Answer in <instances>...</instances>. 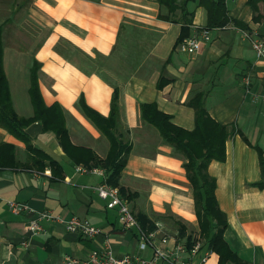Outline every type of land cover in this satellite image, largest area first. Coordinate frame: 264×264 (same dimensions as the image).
I'll list each match as a JSON object with an SVG mask.
<instances>
[{"label": "crops", "instance_id": "obj_1", "mask_svg": "<svg viewBox=\"0 0 264 264\" xmlns=\"http://www.w3.org/2000/svg\"><path fill=\"white\" fill-rule=\"evenodd\" d=\"M13 2L16 41L5 43L2 26V54L14 110L20 117L36 116L31 89L32 68L38 63L45 105H58L55 114L64 120L71 144L64 147L39 120L27 128L32 145L57 163L52 168L47 159L34 160L25 142L0 126V155L7 163L0 167V264H63L65 254L85 259L107 242L117 256L152 257V247L140 248L139 229L124 227L118 210L107 208L98 195L103 178L76 170L87 166L88 157L73 146L103 160L110 149V140L86 115L83 104L109 117L116 88L120 135L132 145L118 187L136 218L144 217L146 231H156V245L169 251L182 245L179 256L186 264H200L207 253L205 264H220L201 235L195 192L183 161L157 129L142 120L140 108L156 103L175 124L193 130L196 113L188 102L202 92L210 116L238 130L226 142V160H214L208 167L227 220L224 239L242 262L264 264V188L255 186L262 178L258 149L264 156V103L256 97L264 89V66L241 33L264 35V0H226L230 23L211 28L212 40L199 53L179 50L182 24L162 18L169 10L158 0ZM187 8L194 15L191 30L195 25L208 27L205 6L190 1ZM48 169L51 175L45 173ZM8 201L24 203L30 210L13 213ZM42 211L87 219L101 233L88 239L63 224L44 222L47 233L32 236L28 223ZM189 237L192 243L202 242L196 256L190 255Z\"/></svg>", "mask_w": 264, "mask_h": 264}, {"label": "trees", "instance_id": "obj_2", "mask_svg": "<svg viewBox=\"0 0 264 264\" xmlns=\"http://www.w3.org/2000/svg\"><path fill=\"white\" fill-rule=\"evenodd\" d=\"M92 1L98 2L99 0ZM190 1L197 2L200 6L207 8L208 28L210 29L225 26L231 21L228 16L226 0H158L160 4L165 5L169 10V14L162 16V18L182 24V34L177 41V46L192 33L190 26L194 15L187 8V4ZM249 1L255 2V0ZM39 69L40 65L34 63L32 68L33 84L31 95L36 107V116L34 118L20 117L14 110L8 81L3 68L2 26H0V126L6 128L15 138L25 142L28 151L42 156L45 160L47 159L53 168L57 166V163L51 156L32 145L27 128L39 120L43 123L44 129H51L56 134L64 147H67V143L71 144V142L64 120L55 114L58 105L53 104L49 107L45 105L39 85ZM162 82L160 81V87L163 86ZM117 99L118 89L116 88L109 117H104L83 104V110L86 115L110 140V149L107 157L103 160L91 150L73 146V149L78 152L87 153L86 156L88 158L85 162L87 166H92L89 163L94 162V166L100 165L110 171L111 175L108 182L114 186H119V178L127 162V155L131 151L129 142H125L121 135L120 138L116 137L113 131L117 128L119 120L118 109H116L118 108ZM188 105L194 108L196 113L193 130H188L175 124L172 121V116L161 111L156 103L141 104V117L142 120L157 129L163 142L173 147L175 155L182 156L184 160L182 165L187 171L188 180L195 192L201 235L209 244V250L219 255L220 264H247L242 262L232 252L224 239L223 234L227 227V220L217 201L215 193L216 179L208 173V167L212 161L226 160V142L231 136L237 134L238 130H236L235 125H223L216 122L210 116L202 92L195 94L188 102ZM109 123H113L114 129L113 127H109ZM3 147H6L8 151L15 149L12 145H3ZM258 152L262 166V178L255 186L264 188V156L259 149ZM82 160L84 161L83 158L80 159V161ZM2 161L3 157L0 155V167L6 166L7 163L4 165L5 162ZM36 161L39 162V160ZM44 166L46 164L43 163L42 167ZM123 192L122 190L121 194L125 195ZM220 216L223 217V223H219L216 219V217ZM143 219L144 217L142 216L137 220L140 227L146 230ZM192 239V237L188 238V247L192 246Z\"/></svg>", "mask_w": 264, "mask_h": 264}, {"label": "built area", "instance_id": "obj_3", "mask_svg": "<svg viewBox=\"0 0 264 264\" xmlns=\"http://www.w3.org/2000/svg\"><path fill=\"white\" fill-rule=\"evenodd\" d=\"M241 33L245 39L251 41L258 63L264 66V35H256L249 31H242ZM211 40L212 31L209 28L195 26L192 30V34L179 45V49L183 53H199ZM244 80L246 84L249 83L248 77L244 78ZM256 97L264 103V89ZM76 170L82 174L98 175L104 179L103 182L96 187L98 195L107 202V207L109 209L118 208L119 219L124 227L130 228L136 226L139 229L140 248L147 249L152 247L153 255L151 258L137 255L117 256L114 253L112 245L107 242L101 249L92 250L85 259H77L72 255L65 254L63 257V264H159L161 261H166L169 264H186L184 261H181L179 256L180 253L184 251L182 245L178 244L174 250L169 251L160 245H156V231L146 232L140 228L135 215L129 207L128 201L123 198L120 189L107 182V173L105 170L96 167H85L83 165H78ZM46 173L50 174V171H46ZM8 208L16 214L30 210L28 205L16 201H9ZM44 222L49 225L63 224L69 232L82 234L89 239L101 232L99 227L91 224L87 219H81L76 215L70 218H64L51 211H44L37 213V217L29 221L27 228L30 235L47 233L48 229L43 225ZM162 241L166 242L167 239H163ZM24 245L28 247L29 243L25 242ZM201 247L202 243L200 241L195 242L190 249V255L196 256ZM208 258L209 253L203 255L200 264H205Z\"/></svg>", "mask_w": 264, "mask_h": 264}, {"label": "rangeland", "instance_id": "obj_4", "mask_svg": "<svg viewBox=\"0 0 264 264\" xmlns=\"http://www.w3.org/2000/svg\"><path fill=\"white\" fill-rule=\"evenodd\" d=\"M14 0H0V10L1 9H4V11H6L7 10V13H6V15H5V13L3 12V15L1 14V11H0V26H3V28H4V32H3V40L5 41V43L6 42H8V43H11V42H15L16 41V37L14 36L15 35V31L17 30V27H18V24L14 21V22H12L11 20H12V11L14 10V7H15V3L13 2ZM8 16V20L7 21H5L4 22V19H5V17H7ZM2 22H3V24H2ZM6 25V26H5ZM195 26H198V25H195ZM195 26H192V30H193V28L195 27ZM198 27H200V26H198ZM206 27V26H205ZM204 26H202V27H200V28H205ZM208 28V27H207ZM210 29V28H209ZM211 31H212V29H210ZM245 31H247V30H245ZM192 34V33H191ZM188 38V37H187ZM178 47H179V45H178ZM180 50V49H179ZM183 53V52H182ZM119 100H120V95H119V93H118V99H117V104H118V108H116V109H118V111H117V113H118V116H119ZM144 121V120H143ZM145 123H147V124H149L148 122H146V121H144ZM150 125V124H149ZM109 127L110 128H112L113 127V129H114V126H113V123H109ZM114 131V133H115V136L116 137H119L120 138V126H119V120H118V123H117V128L116 129H114L113 130ZM147 137H148V135H147ZM124 140H125V142H127V140L124 138V137H122ZM147 139H149V138H147ZM157 141V139L156 140H153V143H155ZM130 144V143H129ZM131 149H132V145H131ZM34 155H35V153L34 152H32ZM179 156V155H178ZM33 158V157H32ZM179 158L182 160V161H184L183 160V158H182V156H179ZM34 159H39V160H42V161H45V159L42 157V156H39V155H36V157H34ZM83 166H85V165H83ZM85 167H90V168H93V167H96V168H101V169H103V170H105V168L104 167H102V166H85ZM46 171H50V174H48V173H46ZM45 171V173L46 174H48V175H51V170H46ZM106 171V170H105ZM106 173H107V171H106ZM106 177H107V182H108V179H109V177H108V175L106 174ZM104 180V179H103ZM102 183V182H101ZM112 185V184H111ZM114 186V185H113ZM117 188H119L118 186H116ZM121 192V191H120ZM123 196V195H122ZM123 198L124 199H126L127 201H128V204H129V207H130V203H129V200H128V198H126V197H124L123 196ZM9 202V201H8ZM107 203V202H106ZM108 208V207H107ZM9 209V208H8ZM114 209H117L118 210V208H114ZM130 209H131V207H130ZM131 211H132V209H131ZM12 212V211H11ZM22 212H24V211H22ZM42 212H44V211H42ZM119 212V211H118ZM21 213V212H20ZM132 213H133V211H132ZM17 214H19V213H17ZM134 214V213H133ZM135 215V214H134ZM136 217V216H135ZM137 219V218H136ZM216 219L218 220V222L219 223H223L224 221H223V217H216ZM222 219V220H221ZM216 220V221H217ZM138 221V220H137ZM139 223V222H138ZM54 225H56V224H54ZM139 226H140V224H139ZM66 228V227H65ZM141 228V227H140ZM142 229V228H141ZM101 230V229H100ZM143 230V229H142ZM144 231H146V230H144ZM146 232H148V231H146ZM101 233V232H100ZM99 233V234H100ZM76 234H79V233H76ZM82 235V234H81ZM84 236V235H83ZM97 236V235H96ZM85 237V236H84ZM89 239V238H88ZM90 239H92V238H90ZM197 242V241H196ZM201 242V241H200ZM195 243V242H194ZM193 243V244H194ZM202 243V242H201ZM193 246V245H192ZM95 250V249H94ZM212 252V251H211ZM70 255V254H69ZM74 257V256H73ZM76 258V257H75ZM77 259H79V258H77Z\"/></svg>", "mask_w": 264, "mask_h": 264}]
</instances>
